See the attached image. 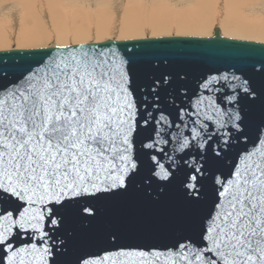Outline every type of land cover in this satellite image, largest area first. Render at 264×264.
<instances>
[{
	"label": "snow or ice",
	"instance_id": "1",
	"mask_svg": "<svg viewBox=\"0 0 264 264\" xmlns=\"http://www.w3.org/2000/svg\"><path fill=\"white\" fill-rule=\"evenodd\" d=\"M106 47L57 45L18 63L0 56V264H56L69 251L71 233L61 238L66 219L87 228L105 201L132 194L159 201L175 188L198 204L212 167L231 147L230 134L209 135L206 124L198 130V116L189 121L191 138L177 132L173 153L183 155L165 154L169 163H162L147 95L158 99L156 88L167 78L147 86L150 93L142 90L129 61ZM241 88L244 98H258L248 80ZM222 115L221 128L232 124L242 134L239 109ZM256 155L241 153L227 175L212 174L210 210L167 248L171 264H264V151ZM108 260L107 252L82 253L74 264Z\"/></svg>",
	"mask_w": 264,
	"mask_h": 264
},
{
	"label": "water",
	"instance_id": "2",
	"mask_svg": "<svg viewBox=\"0 0 264 264\" xmlns=\"http://www.w3.org/2000/svg\"><path fill=\"white\" fill-rule=\"evenodd\" d=\"M80 46H107L105 51L118 52L129 61L126 68L132 74L134 84L148 93L152 89L147 86L167 78V83L162 81L156 88L158 99L156 95H147V110L155 117L150 121V127L160 132V136L155 132L152 135L157 141L155 151L162 163H169L163 159L165 154L183 155L182 152L173 153V149L178 147L177 132L181 137L191 138L193 125L189 121L197 120L198 116V130L201 124H206L209 135L219 129L232 136L231 147L222 161L212 167V174L227 175L230 166L239 162L241 153L256 151L253 159L260 158V151H264V143L261 142L264 141V73L257 70L264 65V44L224 38L219 28L214 27L207 38L171 36L106 40L66 47ZM50 47L56 46L32 50L12 48L0 51V56L14 63H18L21 57L30 61L37 58L33 53L47 51ZM244 80L256 88L259 95L255 101L244 98L241 88ZM229 96L236 97L231 104L227 100ZM237 109L243 118L240 124L242 134L237 133L232 124L220 127V122L227 120V115L222 114H234ZM182 110L187 115H182ZM161 115L168 124L160 119ZM206 116L211 118L205 119ZM237 136L240 138L236 139ZM165 140L168 142L164 143ZM212 174L205 181L203 198L195 205L186 202L175 188H170L159 201H148L132 194L102 202L100 216L87 228L71 217L67 218L61 238L67 239L66 234L71 233L69 251L56 256V264H74L76 256L82 253H99L102 257L105 252L109 256L106 264H171L167 248L180 235L191 234L190 226L197 224L210 210ZM110 232L117 234L115 242L108 236ZM121 250L143 252L144 255H120Z\"/></svg>",
	"mask_w": 264,
	"mask_h": 264
},
{
	"label": "rangeland",
	"instance_id": "3",
	"mask_svg": "<svg viewBox=\"0 0 264 264\" xmlns=\"http://www.w3.org/2000/svg\"><path fill=\"white\" fill-rule=\"evenodd\" d=\"M55 1L56 2H53V5L50 7V4L47 6V3L43 0H30L29 2L31 7L28 8V10L32 13V16H30L27 14V9L24 6L23 0H0V33L3 34L4 37H8L6 44L0 45V51H8L12 48L15 50L43 49L49 45H83L89 43H100L106 40L128 41L171 36L207 38L211 36L214 27L219 28L220 34L224 38L264 44V42L256 39L247 40V38L229 36L224 33V31L232 25L229 21L225 22V12H231V15L237 14L239 18L244 17L245 19L264 17V0H241L242 2L247 3L243 6H237L236 2L238 1L239 3L240 0H228L227 4L224 3L225 0ZM134 4H138L137 6L139 7L137 14L145 13L146 15L151 14V12L158 11V9L162 6L166 7L168 13L166 14L169 15L167 17H171L170 19L172 20L171 22L168 18L170 25L174 24L175 26L171 25V27L167 25L168 28L165 27L166 29L162 27L161 31H152V27H150L149 23H147L145 24L146 26L144 25V27H142L141 31L131 35H123L120 29L122 27L124 13L128 10V7H131V5ZM141 11L144 12L142 13ZM185 11H187V13H183ZM177 12L180 13V15L176 14ZM193 13H197V15H193ZM185 14L190 18L207 20V22L210 21V29L208 28L207 32L202 33L195 30L180 31L176 27L179 24V20L177 19H180ZM175 16H180V18H176ZM173 20L178 21V24ZM97 26H102L104 29L107 28L104 31L105 33L101 36L96 35V30L98 29ZM26 28L27 30H32L33 32L35 31V33L38 32V34H41V36H43L41 38L43 41L33 44L21 43L19 36L26 31ZM74 28L80 29L81 32L86 33L84 36H81V39L78 41H76L73 37V34H76L74 32ZM58 31H62L63 35H65L62 37V40H59L56 37Z\"/></svg>",
	"mask_w": 264,
	"mask_h": 264
},
{
	"label": "bare ground",
	"instance_id": "4",
	"mask_svg": "<svg viewBox=\"0 0 264 264\" xmlns=\"http://www.w3.org/2000/svg\"><path fill=\"white\" fill-rule=\"evenodd\" d=\"M23 1H24V6L27 9V14L32 16L31 15L32 13L28 10V8L31 7V4L29 2L30 0H23ZM32 1H35V0H32ZM43 1L47 3V6L50 4V7H51V5H53V2H56L55 0H43ZM242 1L240 0L239 3L237 1L236 2L237 6H243L244 4H247L246 2H242ZM224 3L227 4L228 0H225ZM137 5L138 4L131 5V7H128V10H126V12L124 13L123 23H122V27L120 29V31L122 32L123 35H129V34L131 35L133 33L141 31L142 27H144V25L147 23H149V26L152 27V29H151L152 31H156V30L161 31L162 27L164 29H166V28H168L167 25L168 26L174 25V24L170 25V21L172 22V20L170 19L171 17L170 18L167 17L169 15H167L168 13H167L166 7L162 6L163 8L162 7H160L159 9L157 8L158 11L151 12V14L146 15L145 13L144 14H137L138 13L137 11H139V7ZM238 8H240V7H238ZM235 10L238 11L237 9H235ZM150 11H152V10H150ZM183 13H187V11H185ZM233 13H235V12H233ZM176 14L180 15V13H178V12ZM194 14L195 13H193V15ZM195 15H197V13ZM232 15H231V12H225V22L229 21L232 23V25L226 31H224V33L226 35L234 36V37L247 38V40L248 39H256V40L264 42V17H257L256 19H253V18L245 19L244 17L239 18L237 16V14H232ZM168 18L170 19V21ZM176 18H180V16L179 17L177 16ZM177 20H179V24H178V21H176V20H173V21L177 22L178 25L176 27L180 31L181 30H192V31L195 30V31L202 33V32H207L208 28L211 27V24L209 23L210 21L207 22V20H199L198 18H195V19L190 18V17L186 16V14ZM97 28L98 29L96 30V33H97L96 35H100V36L102 34H104L105 33L104 31L107 29V28L104 29L102 26L101 27L97 26ZM74 32L76 34H73V37L76 41L80 40L81 36H84L86 34L84 32H81L80 29H75ZM126 32H131V33H126ZM57 33L58 34L56 35V37L59 40H62V37L65 36V35H63V32L58 31ZM19 37L21 39L20 40L21 43L33 44V43H39L40 41H43L41 39L43 37V36H41V34H38V32L35 33V31L33 32L32 30H27V28H26V31H24V33ZM125 37H127V36H125ZM7 38L8 37H4L3 34L0 33V45H5Z\"/></svg>",
	"mask_w": 264,
	"mask_h": 264
}]
</instances>
